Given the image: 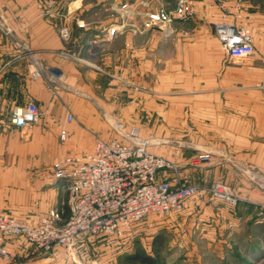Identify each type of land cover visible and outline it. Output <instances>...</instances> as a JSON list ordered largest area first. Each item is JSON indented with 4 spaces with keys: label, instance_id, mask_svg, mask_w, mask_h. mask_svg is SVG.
Here are the masks:
<instances>
[{
    "label": "rangeland",
    "instance_id": "obj_1",
    "mask_svg": "<svg viewBox=\"0 0 264 264\" xmlns=\"http://www.w3.org/2000/svg\"><path fill=\"white\" fill-rule=\"evenodd\" d=\"M231 1L236 6L224 13L232 18H225L223 13V19L248 27L254 51L230 62L228 58H217L226 54L210 23V0H194L191 17L175 21L168 36L159 29L134 35L129 24L140 23L137 11L160 5L172 8L171 0H6L17 6L37 2L45 17H49L53 8L71 5L68 22L62 15L53 21L61 43L54 56L65 61L72 59L75 64L74 57L94 63V67L83 64L81 86L77 85L79 82L71 86L57 69L53 77L30 74L34 63L45 68L43 59L7 27L2 14L7 3L0 0V20L6 28L0 29V36L18 43L19 56L31 66L29 78L45 82L54 103L64 102L59 91L70 94L72 102L70 108L61 112V120L55 116L45 120L48 108L38 103L42 117L28 128L17 129L20 135L17 144L0 138V210L27 222H36L63 204L66 212L64 182L51 174L52 163L68 155L59 151L74 140L92 145L90 150L80 153L91 152L96 139H123L132 128L148 151L172 162L171 167L157 173L158 180L173 188H193L181 208L161 215L150 214L125 242L109 243L105 237L84 236L73 246L55 245L41 251L21 237H11L6 242L8 256L0 255V264H144L129 258L137 252L151 257L153 264H264V176L255 177L253 168L244 166L240 159L242 154L254 156L255 152V144L242 139L253 138L254 133L249 134L247 128L238 125L237 104L246 101L247 96H239L237 91L229 96L217 93L223 77L231 76L233 88L239 86L235 82L240 71L255 68L264 71L261 52L255 47L254 24L255 14H264V0ZM124 2L133 8L137 5L134 20L123 13L120 5ZM112 25L120 27L118 33L136 37L140 53L137 52L134 61L128 55L129 39L124 37L115 45L106 41ZM63 27L68 29L67 37L61 35ZM86 27L81 39L84 41L103 33L102 29L107 33L106 40L95 42L98 47L96 52L92 51L95 55L78 53L83 42L74 36ZM260 87L263 92L261 84ZM213 89L216 93L211 94ZM225 99L232 106L235 104L229 108L232 119L228 122L218 112L225 108L222 106ZM213 107L216 117L210 119ZM52 126H58V135ZM62 128L67 133L64 140L59 135ZM8 131L0 121V132ZM243 177L258 194L259 200H252L255 204H247L245 197L254 193L239 189ZM215 182L227 185L238 203L215 197L211 190Z\"/></svg>",
    "mask_w": 264,
    "mask_h": 264
},
{
    "label": "built area",
    "instance_id": "obj_2",
    "mask_svg": "<svg viewBox=\"0 0 264 264\" xmlns=\"http://www.w3.org/2000/svg\"><path fill=\"white\" fill-rule=\"evenodd\" d=\"M222 6L224 0H211ZM143 3V2H141ZM172 8L160 5L148 11H137V5L124 2L120 5L126 18L140 23L129 24L132 34H142L159 29L168 36L175 21L187 20L193 14L194 0H171ZM83 26V24H80ZM215 35L222 50L230 59L248 57L254 51L252 35L245 26L225 20L213 22ZM0 29H6L0 20ZM120 30L117 25L109 28L113 34ZM63 37L68 29H61ZM30 74L50 77L56 74L51 68H39L34 63ZM10 122L25 129L42 117V111L33 100L17 106ZM137 131L132 128L123 139H96L91 152L72 153L55 160L51 165L54 179L64 182L67 193L66 209L54 207L36 222L19 220L0 210V255L7 257L6 242L11 237H21L35 250L48 251L55 245L73 246L84 236L108 238V242H125L136 232L140 222H146L150 214L161 215L181 208L183 201L193 192L192 187L173 188L156 178L157 173L172 162L150 151L140 142ZM60 138L67 133L60 130ZM203 156V155H202ZM213 195L231 204L238 203L232 190L225 184L215 182ZM67 213V217H65Z\"/></svg>",
    "mask_w": 264,
    "mask_h": 264
},
{
    "label": "crops",
    "instance_id": "obj_3",
    "mask_svg": "<svg viewBox=\"0 0 264 264\" xmlns=\"http://www.w3.org/2000/svg\"><path fill=\"white\" fill-rule=\"evenodd\" d=\"M6 2V0H4ZM7 3V2H6ZM32 6H17L6 4L5 8L2 10L4 18L7 22V27L13 29L20 38L24 40L26 44L31 46L34 50L37 51L38 56L43 59V64L46 68L57 69L62 71L64 74V81L68 85L73 86L74 83H78L80 85V74L83 70L81 66L83 64L87 66L94 67V63L87 61L86 59L74 57L73 60H76L73 63L72 59L62 60L61 58H56L54 56L55 48H59L61 43L59 42V38L56 36L55 25L53 21H57L56 16L62 15L63 20L67 21L71 14V8L68 3V6H62L61 8H53L49 10V17H45L43 10L38 6L37 2H33ZM236 6V2H232L231 0H225L222 6L216 5L213 1L210 0V23L221 21L223 19V13L225 10H232V6ZM230 10V11H231ZM225 14V18L231 17L232 15ZM254 24H255V47L260 50L261 55L260 58L261 63H264V14L257 13L254 16ZM230 19V18H229ZM230 21V20H229ZM68 22V21H67ZM105 24L103 25V27ZM107 26V25H106ZM212 27V26H211ZM86 27L81 32H76L74 37H80L81 40L86 34L84 31L87 30ZM105 29V27H104ZM103 33L98 32L92 39H87L86 41L81 40L83 45L78 50L79 54L84 53L86 56L89 52L92 53L98 50L96 45V41H100L99 39L106 38V31ZM211 30V28H210ZM117 32V35L113 36L109 33L106 41H110L112 44H117L119 40H123L124 37L130 40L128 41V47L131 48V53H129V57L132 61L137 57V52L140 53L139 46L136 45V37L130 36L129 34H120ZM140 36V35H139ZM73 37V38H74ZM97 38V39H96ZM112 38V39H111ZM123 38V39H122ZM107 43V42H103ZM18 43H13L8 37L2 38L0 36V121L2 126L7 130L6 132H0V138L8 139L9 142H14L17 144L18 138L20 139V135L18 134V127L14 126L10 122V116L13 109L17 106H21L28 101L34 100L37 104L43 108H48V114L46 116L47 119L50 120L51 117H56V119H62V113L64 108H69L72 106L71 96L67 94L65 91H59L64 102H60L57 100V103H54V98L51 96L50 89L47 87V84L42 80H35L29 78V71L31 66L27 64V60L21 58L19 56V50L16 46ZM93 44V46H91ZM81 52V53H80ZM131 55V56H130ZM218 59H227L228 57H217ZM210 59H216L214 56H210ZM228 61H232V59L228 58ZM93 71V69L91 70ZM90 71V75L91 74ZM83 72V71H82ZM227 73V72H226ZM224 73V74H226ZM228 74H231V71H228ZM240 76L237 78L238 87L230 86L231 76L223 77L222 86L218 89L217 93L220 94L222 92L223 95H230L232 92L237 91L239 96H243L247 99L244 102H240L237 104L238 108V125L240 127L247 128L249 134L254 133L253 138L251 137H242V139L247 140L249 142H253L255 144V152L254 156L242 154L241 160H243L244 166H249L253 168V172L255 177L264 176V71L255 68V70L251 71H240ZM226 81V85H225ZM260 84L263 86L262 91L259 90ZM81 86V85H80ZM211 94H214L213 90H210ZM222 103L223 110L218 111L221 119L227 122L232 119V115L230 113L229 108L234 107L230 104V100ZM35 102V103H36ZM48 106V107H47ZM58 112V113H57ZM219 115H217L218 117ZM54 117V118H55ZM214 116V107L210 110V119ZM212 121V120H210ZM225 124V123H224ZM15 127V128H12ZM57 127V128H56ZM52 126L51 129L54 130V134L58 135V126ZM259 145L261 149L259 148ZM92 146V145H91ZM91 146L88 143H80L69 142L64 148H62L59 153L63 154H72L77 151H87L91 149ZM72 152V153H71ZM241 164V163H240ZM242 185L239 187L240 190L244 192H251L254 196L248 197L245 195L248 201L247 204H255L252 202L253 199H258V194L255 190L252 189L251 183L245 177L241 178ZM252 189V190H251ZM261 197V196H260ZM264 197V196H262Z\"/></svg>",
    "mask_w": 264,
    "mask_h": 264
},
{
    "label": "trees",
    "instance_id": "obj_4",
    "mask_svg": "<svg viewBox=\"0 0 264 264\" xmlns=\"http://www.w3.org/2000/svg\"><path fill=\"white\" fill-rule=\"evenodd\" d=\"M131 260H140L144 264H153V259L151 257H146L137 252L135 255L129 257Z\"/></svg>",
    "mask_w": 264,
    "mask_h": 264
}]
</instances>
